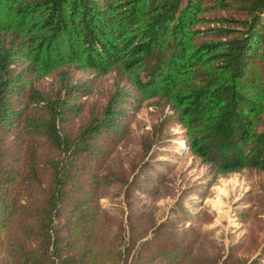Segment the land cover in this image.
Returning <instances> with one entry per match:
<instances>
[{"label": "trees", "instance_id": "1", "mask_svg": "<svg viewBox=\"0 0 264 264\" xmlns=\"http://www.w3.org/2000/svg\"><path fill=\"white\" fill-rule=\"evenodd\" d=\"M177 127L252 181L228 255L189 224ZM263 217L264 0H0V264H264Z\"/></svg>", "mask_w": 264, "mask_h": 264}, {"label": "rangeland", "instance_id": "2", "mask_svg": "<svg viewBox=\"0 0 264 264\" xmlns=\"http://www.w3.org/2000/svg\"><path fill=\"white\" fill-rule=\"evenodd\" d=\"M152 110V107L146 106L138 113V117L148 126L153 122ZM174 132L178 135L165 141L170 143L165 148L168 151L165 159L176 165L174 169L176 185L182 186V189H195L183 202L192 218L189 224L202 225L203 219L210 216L212 220L203 223L202 227L205 231L213 232L214 238L225 247V253L228 255L230 246L237 244L247 233V228L241 222L242 217L239 216L238 211L251 206V204L245 205L243 198L249 191H252V181L246 174L220 176L214 179L208 167L202 165L191 152L187 151L185 140L179 136L183 133L181 128H174ZM222 190L224 194H221ZM175 202L174 198L157 201L150 198L146 201L148 206L155 209L160 222L175 217L171 214V208ZM101 204L104 207L112 205L107 199H102Z\"/></svg>", "mask_w": 264, "mask_h": 264}, {"label": "bare ground", "instance_id": "3", "mask_svg": "<svg viewBox=\"0 0 264 264\" xmlns=\"http://www.w3.org/2000/svg\"><path fill=\"white\" fill-rule=\"evenodd\" d=\"M186 149V148H185ZM223 191V190H222ZM221 194H224V191H223V193H221ZM225 194H226V192H225ZM221 202V201H220ZM218 204H219V202H218ZM219 206H220V204H219ZM221 207H222V205H221Z\"/></svg>", "mask_w": 264, "mask_h": 264}, {"label": "clouds", "instance_id": "4", "mask_svg": "<svg viewBox=\"0 0 264 264\" xmlns=\"http://www.w3.org/2000/svg\"><path fill=\"white\" fill-rule=\"evenodd\" d=\"M188 144V143H187Z\"/></svg>", "mask_w": 264, "mask_h": 264}, {"label": "water", "instance_id": "5", "mask_svg": "<svg viewBox=\"0 0 264 264\" xmlns=\"http://www.w3.org/2000/svg\"><path fill=\"white\" fill-rule=\"evenodd\" d=\"M190 152V151H189Z\"/></svg>", "mask_w": 264, "mask_h": 264}]
</instances>
